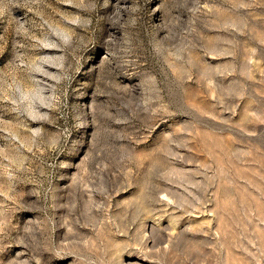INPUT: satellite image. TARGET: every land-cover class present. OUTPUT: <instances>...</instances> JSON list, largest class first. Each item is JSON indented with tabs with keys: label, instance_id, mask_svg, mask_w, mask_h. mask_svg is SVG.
<instances>
[{
	"label": "rangeland",
	"instance_id": "374dc122",
	"mask_svg": "<svg viewBox=\"0 0 264 264\" xmlns=\"http://www.w3.org/2000/svg\"><path fill=\"white\" fill-rule=\"evenodd\" d=\"M0 264H264V0H0Z\"/></svg>",
	"mask_w": 264,
	"mask_h": 264
}]
</instances>
